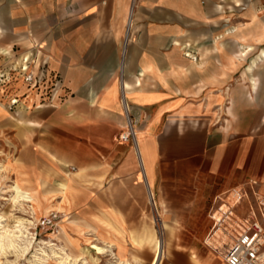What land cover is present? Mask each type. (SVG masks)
Wrapping results in <instances>:
<instances>
[{
    "label": "crops",
    "instance_id": "1",
    "mask_svg": "<svg viewBox=\"0 0 264 264\" xmlns=\"http://www.w3.org/2000/svg\"><path fill=\"white\" fill-rule=\"evenodd\" d=\"M228 3L246 7L251 26L228 30L230 46L197 50L231 21L220 16ZM262 12L255 0H0V86L23 98L22 122L33 129L20 138L19 176L36 188L55 176L60 187L80 173L68 180V204L81 195L97 203L102 236L141 220L132 239L147 245L153 203L164 220L204 214L208 202L229 204L240 192L245 214L261 208L264 60L252 68L236 55L264 50ZM29 55L31 83L19 69ZM128 118L139 148L119 140Z\"/></svg>",
    "mask_w": 264,
    "mask_h": 264
},
{
    "label": "rangeland",
    "instance_id": "2",
    "mask_svg": "<svg viewBox=\"0 0 264 264\" xmlns=\"http://www.w3.org/2000/svg\"><path fill=\"white\" fill-rule=\"evenodd\" d=\"M255 1L260 2L264 16V0ZM236 5L237 3H228L220 12V16L231 20L228 25L222 21L216 31L213 32L214 38L212 40L209 38L203 42H197L193 47L199 50V48L210 47L216 41L225 46H230L233 37L228 34V30L231 31L235 27L243 25L251 26L248 24L249 20L242 16L247 8L244 6L238 8ZM253 48L255 49L251 53L253 56L243 61L242 65H248L254 59V55L259 50ZM259 49H264V44ZM238 62L240 61H236V63ZM13 68H16V71ZM17 68L16 62L10 66L8 73H11V77L18 73ZM252 77L255 78V76ZM254 83L257 84V80H254ZM255 88L257 89V86ZM9 92L10 90L1 93L0 88V97L4 95L0 98V225L14 228L19 226L18 221L24 220L32 245L27 252H24L25 254L21 252L20 248L9 249L7 252L0 251V264H33L35 257L42 250L52 254L51 250L56 249V246L65 247L67 252L78 260L77 264H94V261H97V264H126L127 262H129L128 264H152L153 249L149 248L150 246L146 242L136 243L132 239L134 234L139 235L142 231L141 220H123V228L121 227L118 231L112 229L111 234L102 236L100 232L104 230L105 223L99 218L97 203L86 202L81 195L75 203L68 204L71 202L67 194L70 190L68 180L77 178L80 173L65 175L60 187V179L55 176L49 185L38 186L37 188L33 181L26 182L19 176L18 159L22 150L20 138L26 132L28 135L33 134V129L25 128L27 125L22 122L24 118L20 115L19 103H13L14 100H22L23 102V98L6 97ZM67 166L66 171L69 173L77 170L74 164ZM58 188L62 196L67 194L65 198L56 195L55 192ZM225 198L223 196L218 201L208 202L204 214L196 213L193 218L188 219L168 218L163 222L162 214L157 212V208L149 205L150 210L155 212V217L150 221L156 234L164 246L170 248H166V256L161 264L224 263L226 251L221 254V248L218 249L215 243L209 244L207 240L213 229L211 217L216 213L219 206L225 203L222 200ZM33 201L38 203L40 209L37 218L34 217L31 209L33 204L36 205ZM245 209L246 207L244 208L243 205L241 210L237 209L238 215L234 218L235 222H240L246 218ZM52 214L56 216L53 226H44L43 221ZM165 221L169 224V228L163 227ZM235 222H231V224L234 225ZM197 225L204 228L203 233H195L192 230ZM98 226L102 229L101 231ZM178 235H181V240H179ZM20 244L23 247L24 244L22 242ZM175 254L181 257L176 258ZM46 264L58 263L55 260H50Z\"/></svg>",
    "mask_w": 264,
    "mask_h": 264
},
{
    "label": "bare ground",
    "instance_id": "3",
    "mask_svg": "<svg viewBox=\"0 0 264 264\" xmlns=\"http://www.w3.org/2000/svg\"><path fill=\"white\" fill-rule=\"evenodd\" d=\"M254 51H255L254 48H247L245 50L240 49L239 53L236 55V61H240V62L245 61L251 55V53H253ZM263 60H264V50H262L260 52V54L252 60L251 67L252 68L258 67L259 63L262 62ZM0 88H1V93H4L5 90L2 87H0ZM135 145L138 146L137 134H136ZM138 148H139V146H138ZM142 163H144V162H142ZM65 186H66V184H65ZM32 196L34 197V195H32ZM35 197H37V196H35ZM36 200H37V198H36ZM222 200H224V199H222ZM151 201L152 202L154 201V197L152 194H151ZM223 202H225V201H223ZM33 203H36V205L33 204L31 206V209L33 211L34 217L37 218L39 216V212H40L39 210L40 209H39L38 203L36 201H33ZM153 204L156 208L155 203H153ZM241 204H242V200L240 198V194L236 193V198L233 201H231L229 204H227L226 202L223 203L221 206H219V208L216 211L215 218L218 221V225L216 226L215 229H213V231L210 234L207 242L209 244L215 243V245H216V247H218V249L221 248L220 249L221 254H224V251L227 250L226 246L228 244H230V242L232 241L231 235L226 234V232H225V229H224L225 223L226 222L228 223L229 220H234V217H237L238 214L236 213L235 210H236V208L241 206ZM163 221H164V219L162 220V222ZM18 224H19V226H15L14 228H9L8 226H5V225H0V251H2V252L6 251L7 252V250H9V249H19L20 248L22 250L21 252L24 253L30 249V247L32 245V240L29 239V231L26 227L25 221L20 220V221H18ZM165 226L166 225L163 223L164 228H165ZM21 242L24 244L23 247L20 244ZM148 245L152 246L153 251H154L152 264H161L162 261H164L163 259L166 256V252H167L168 247L164 246L163 242L159 239L156 232H153L152 237L148 241ZM51 253L52 254H49L46 251L42 250V252L40 254H37V256L35 257V261H33V264H46L50 260H55L58 264H77L78 263V260L73 258L71 253H68L67 249L65 247H57L56 246V249H52ZM225 254H226V252H225ZM93 263L97 264V261H94ZM128 263L129 262H127L126 264H128ZM85 264H87V263H85ZM198 264H201V263L198 262Z\"/></svg>",
    "mask_w": 264,
    "mask_h": 264
},
{
    "label": "built area",
    "instance_id": "4",
    "mask_svg": "<svg viewBox=\"0 0 264 264\" xmlns=\"http://www.w3.org/2000/svg\"><path fill=\"white\" fill-rule=\"evenodd\" d=\"M138 1L139 0H133V5L135 6ZM34 62L35 60L29 55L23 59L19 67L27 83L33 81V75L30 73V66ZM3 79L5 78L0 76V82H2ZM16 102L17 100H14L13 103ZM119 140L122 143L132 142L135 144L136 142V132L129 118L128 130L120 135ZM240 198L243 205V201L245 198H248V195L241 193ZM215 215L216 213L212 215L214 221L213 229L218 225ZM245 216L246 218L240 220V222L229 220L228 223H225V232L226 234H230L232 238V241L228 244V250L224 258L226 264H264V205L258 210L251 208V211ZM55 219L56 216L52 214V216L43 221V225L53 226ZM231 222H235V224L233 225Z\"/></svg>",
    "mask_w": 264,
    "mask_h": 264
}]
</instances>
